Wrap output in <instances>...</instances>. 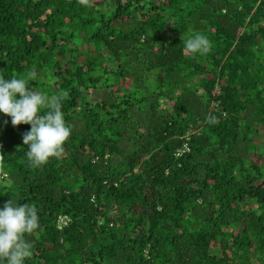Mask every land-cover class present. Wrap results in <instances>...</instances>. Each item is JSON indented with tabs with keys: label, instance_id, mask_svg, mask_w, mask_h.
<instances>
[{
	"label": "trees",
	"instance_id": "obj_1",
	"mask_svg": "<svg viewBox=\"0 0 264 264\" xmlns=\"http://www.w3.org/2000/svg\"><path fill=\"white\" fill-rule=\"evenodd\" d=\"M33 70L72 135L33 169L0 113L24 264H264V0H0V75Z\"/></svg>",
	"mask_w": 264,
	"mask_h": 264
},
{
	"label": "clouds",
	"instance_id": "obj_2",
	"mask_svg": "<svg viewBox=\"0 0 264 264\" xmlns=\"http://www.w3.org/2000/svg\"><path fill=\"white\" fill-rule=\"evenodd\" d=\"M81 3H87V0H81ZM183 43L186 55L203 56L212 49L209 39L200 33L183 40ZM36 78L34 70L26 76L13 75L11 79L0 75V113L11 118L14 128L22 124L31 126L22 140L28 149L29 166L33 169L42 168L52 158L63 157L64 145L72 135L62 111L66 93L49 96L32 89L29 81ZM40 228L35 207L16 204L9 199L0 209V264H24L26 258L33 254L32 244L26 237L33 236Z\"/></svg>",
	"mask_w": 264,
	"mask_h": 264
},
{
	"label": "rangeland",
	"instance_id": "obj_3",
	"mask_svg": "<svg viewBox=\"0 0 264 264\" xmlns=\"http://www.w3.org/2000/svg\"><path fill=\"white\" fill-rule=\"evenodd\" d=\"M257 143L259 144L260 147L263 146V144H264V134H263V136H262L261 139H258V142Z\"/></svg>",
	"mask_w": 264,
	"mask_h": 264
}]
</instances>
